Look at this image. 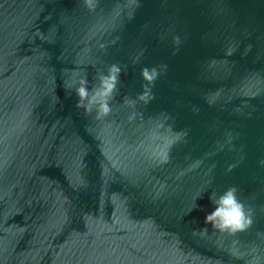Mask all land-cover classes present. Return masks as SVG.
<instances>
[{"label":"water","instance_id":"1","mask_svg":"<svg viewBox=\"0 0 264 264\" xmlns=\"http://www.w3.org/2000/svg\"><path fill=\"white\" fill-rule=\"evenodd\" d=\"M110 64L98 121L60 85ZM260 160L264 0H0V264H264ZM229 186L250 228L194 236Z\"/></svg>","mask_w":264,"mask_h":264},{"label":"clouds","instance_id":"2","mask_svg":"<svg viewBox=\"0 0 264 264\" xmlns=\"http://www.w3.org/2000/svg\"><path fill=\"white\" fill-rule=\"evenodd\" d=\"M82 2L88 11L94 10L95 0H82ZM225 54L231 55L232 53L229 51ZM166 67V65L161 66L162 69ZM121 73L122 68L119 65L110 64L106 70L98 72L95 84H90L87 74L77 75L75 71H72L66 81H61L60 86L65 90L66 96L71 94L75 97L74 107L76 109H82L85 114L94 113L93 118L99 121L107 117L112 110L110 101L114 92L118 89ZM158 75L156 67L149 68L145 66L141 68L140 77L145 84L142 86L141 93L137 95V100L147 103L154 98L150 86ZM122 103L134 106L135 101L124 97ZM136 115L135 112H132L128 119L131 120ZM170 143L171 141H169ZM162 155L166 156V148L162 151ZM258 163L264 165V160H260ZM204 190V188L198 189L195 192L186 215L191 213L193 209L200 207L196 201L203 198L201 193ZM236 191L235 187L229 186L222 192L213 191L208 194L212 209L204 215L201 226L191 229L194 236H205L209 233V230L220 234L235 235L250 228L253 223V210L245 208V205L237 198ZM192 223H196L195 219ZM247 264H259L258 257L252 256Z\"/></svg>","mask_w":264,"mask_h":264}]
</instances>
